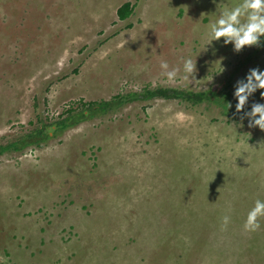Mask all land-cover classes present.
Segmentation results:
<instances>
[{"label": "rangeland", "instance_id": "rangeland-1", "mask_svg": "<svg viewBox=\"0 0 264 264\" xmlns=\"http://www.w3.org/2000/svg\"><path fill=\"white\" fill-rule=\"evenodd\" d=\"M125 2L0 0V264H264V218L243 227L264 200L258 128L172 98L51 126L145 88H222L233 103L236 81L264 69V43L206 50L208 23L240 0H133L120 21ZM184 58L195 73L168 82L160 62Z\"/></svg>", "mask_w": 264, "mask_h": 264}, {"label": "clouds", "instance_id": "clouds-1", "mask_svg": "<svg viewBox=\"0 0 264 264\" xmlns=\"http://www.w3.org/2000/svg\"><path fill=\"white\" fill-rule=\"evenodd\" d=\"M204 38L206 50L213 42L224 47L231 45L234 53H240L246 47L261 46L264 42V0H240L235 6L221 9L217 17L206 26ZM159 66L162 69L161 75L168 82H173L181 71L187 78L196 69V63L191 58H184L181 68L173 67L169 70L168 63L163 60ZM258 91L260 101H264V69L250 68L234 85L235 114H240L241 125L246 120L249 128H258L264 132V102H252L246 109L250 98ZM231 106L229 103V107ZM260 218H264V200L256 199L247 212L243 225L245 231H256L260 227ZM228 220L225 216L224 224Z\"/></svg>", "mask_w": 264, "mask_h": 264}, {"label": "trees", "instance_id": "trees-1", "mask_svg": "<svg viewBox=\"0 0 264 264\" xmlns=\"http://www.w3.org/2000/svg\"><path fill=\"white\" fill-rule=\"evenodd\" d=\"M135 4L133 3V0H126L125 3H123L118 9H117V17L120 21H124L130 17V15L133 13L135 9ZM264 43V42H262ZM221 91L217 92H202V93H194L192 91H183V90H173L169 88H156V89H150L145 88L140 93H132L129 95H117L115 96L111 101H102V102H91L89 104H84V107L80 109V114H74L76 111L75 109H70L67 112H63L61 116H65L64 118H59L57 121L51 122V126H55L56 129H66L70 125H73L76 121V116H84L87 114L86 112H90L93 114V112L97 113H107L112 108H115L119 105L126 104L127 102H133L135 100L140 99H177L181 101H185L187 103H190L191 105H197L198 103H202L206 100H212L215 102V104L219 105L224 111L229 112L230 118H236L239 117L240 114L235 115V103L236 101H232L233 103H230L232 106L229 107V100H230V92H226L227 89L220 88ZM87 106V107H86ZM250 107V105L246 106V109ZM232 114V116H231ZM246 121V120H245ZM51 129V127L49 128ZM47 128L43 127V129L39 131V133L42 132V134L47 133ZM13 146H16V143L13 144ZM7 147H1L0 150H5Z\"/></svg>", "mask_w": 264, "mask_h": 264}]
</instances>
